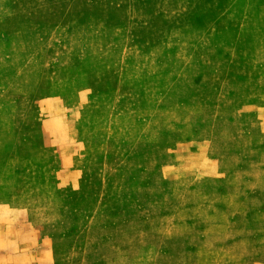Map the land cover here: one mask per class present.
<instances>
[{
	"label": "rangeland",
	"instance_id": "374dc122",
	"mask_svg": "<svg viewBox=\"0 0 264 264\" xmlns=\"http://www.w3.org/2000/svg\"><path fill=\"white\" fill-rule=\"evenodd\" d=\"M258 3L0 0V75L15 87L35 70L32 88L58 55L88 51L117 64L123 114L100 107V155L75 172L80 101L20 100L0 162V264H264Z\"/></svg>",
	"mask_w": 264,
	"mask_h": 264
},
{
	"label": "crops",
	"instance_id": "0c3cea01",
	"mask_svg": "<svg viewBox=\"0 0 264 264\" xmlns=\"http://www.w3.org/2000/svg\"><path fill=\"white\" fill-rule=\"evenodd\" d=\"M258 1L257 6L262 4V11H264V0ZM8 8L6 5H0V25L6 23ZM65 16L67 15L65 14ZM262 55L264 56V49H262ZM55 59L53 67L49 69V73L52 74L50 81L46 82L39 78V82H36L32 88L30 86L31 78H35L38 74L35 70L30 74V70H18L15 87L11 85L13 82L9 81V78H12L8 75L9 71L6 76L1 73L0 162L8 161L15 155L16 118L20 109L21 112L26 110L24 106L21 107L20 100L31 99V91H35L33 95L36 96L37 108L44 99L52 102L59 101L65 108H72L80 101L81 108L76 120L75 136L80 142L81 149L73 153L70 158V166L75 172L88 169L92 160L100 155V119H103L100 117V107L108 106L107 111L111 119L122 117L123 114L118 115L112 112V107L116 105L117 101L116 91L119 90L117 83L114 82L117 65L115 62H107V65L102 67L100 56H91L88 51H82L76 55H73L72 52H65ZM75 79L80 80V85L75 87L76 96L74 98L73 82ZM44 84L47 85V96L39 97L41 86ZM14 88L15 94H10ZM129 97L133 98L134 94H130ZM100 102L102 103L100 104ZM26 105L28 106V103ZM262 115L264 116V114ZM29 146L34 150L36 148L35 144ZM82 156L83 161L80 160ZM28 225L30 228L35 226L30 222ZM13 232L17 233L18 230L15 229Z\"/></svg>",
	"mask_w": 264,
	"mask_h": 264
}]
</instances>
